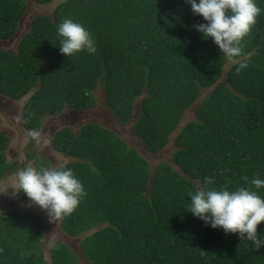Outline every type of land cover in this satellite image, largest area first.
Instances as JSON below:
<instances>
[{"label":"trees","instance_id":"obj_1","mask_svg":"<svg viewBox=\"0 0 264 264\" xmlns=\"http://www.w3.org/2000/svg\"><path fill=\"white\" fill-rule=\"evenodd\" d=\"M46 5L55 0H33ZM264 9V0H257ZM29 0H0V40L10 41L26 19ZM71 18L92 34L96 52L71 57L60 53L56 26ZM17 50L0 49V93L12 100L28 97L23 126L40 129L47 116L66 109L88 111L104 103L121 124L130 123L149 152L169 144L186 111L211 89L176 137L169 163L152 173L150 163L112 130L94 122L78 133L58 131L53 147L74 158L71 168L86 195L74 212L62 216L61 229L80 242L90 264H264L256 249L238 234L211 228L187 212L189 193L204 177L230 190L264 179V11L242 42L248 67L222 56L195 25L206 23L185 0H63L52 15L32 16ZM139 101V102H138ZM9 139L0 134V180L13 174ZM37 167L50 163L29 153ZM247 177V180L244 179ZM21 199L27 197L21 193ZM15 205V204H14ZM45 221L33 210L14 207L0 214V264H40L35 256ZM264 237V222L257 227ZM53 264H80L69 246L52 250Z\"/></svg>","mask_w":264,"mask_h":264},{"label":"clouds","instance_id":"obj_2","mask_svg":"<svg viewBox=\"0 0 264 264\" xmlns=\"http://www.w3.org/2000/svg\"><path fill=\"white\" fill-rule=\"evenodd\" d=\"M192 12L206 23L196 24L195 29L204 39H211L222 56L237 63L236 71L248 67L242 51V42L251 32L264 9L257 0H185ZM59 51L66 57L79 52H96L92 34L83 24L64 18L56 26ZM28 136L36 144H47L40 129H29ZM247 180V177H244ZM251 185L264 188V179L254 177ZM13 195L23 193L31 204L47 212L50 219L68 216L78 207L86 195L82 182L68 167L51 165L34 166L28 161L15 173ZM187 212L211 228H221L225 233L238 234L242 240L251 242L256 249L264 247V237L258 235L257 227L264 222V196L248 187L214 186V178L204 177L203 184L189 193Z\"/></svg>","mask_w":264,"mask_h":264},{"label":"rangeland","instance_id":"obj_3","mask_svg":"<svg viewBox=\"0 0 264 264\" xmlns=\"http://www.w3.org/2000/svg\"><path fill=\"white\" fill-rule=\"evenodd\" d=\"M63 0H55L54 2L46 5H39L33 0H29V10L26 19L20 24L19 33L10 41L0 40V49H10L12 51L17 50V43L20 36L29 28V21L32 16L38 14L52 15L57 5ZM232 62H228L224 72L223 78L219 81L218 85L226 84V74ZM205 89L202 91L198 101L186 111L179 128L171 136L168 146L160 153L153 154L148 151L144 142L138 137L134 130L135 118L139 113L138 109L134 119L128 124H121L118 122L110 112L107 105L104 103V90L102 86L95 92L98 103L97 105L88 111H75L72 109H66L61 115L52 117L47 116L40 130L44 134V138L48 140L47 144H36L28 136V131L22 122L23 109L28 97L17 101L5 99L3 103H6L3 107V111H0V134H5L9 139V146L6 149V157L9 163L13 162L17 164V168L13 174L5 172L0 180V214L9 213L14 210V207H21L31 209L37 216H40L46 224V230L44 233L43 241L40 246V250L33 253L35 256H41L42 260L40 264H53L52 250L57 249L61 244H65L70 247L73 253L78 258L80 264H90L86 260L84 254L80 248V242L86 235H90L93 231L83 234L82 236L72 239L64 234L61 229V217H54L50 219L47 212L41 210L35 204L26 199H21V193L13 195V188L15 186V173L22 169L28 161H32L35 166V160L29 158V153L35 151L36 158H40L42 161L48 162L51 165L58 167H64L75 159L56 151L53 147L54 134L57 130L65 127L72 128L75 133L80 131V128L89 122L97 123L98 125L112 130L121 137L123 141L128 145L130 149H136L140 156L145 158L151 166L152 173L162 163L171 164L176 170H180L179 167L171 160L172 155L177 150L176 137L180 130L191 121L196 120V110L201 104L203 98L207 96L213 89ZM139 102V101H138ZM15 204V205H14Z\"/></svg>","mask_w":264,"mask_h":264},{"label":"flooded vegetation","instance_id":"obj_4","mask_svg":"<svg viewBox=\"0 0 264 264\" xmlns=\"http://www.w3.org/2000/svg\"><path fill=\"white\" fill-rule=\"evenodd\" d=\"M5 99H10L9 97H7V96H4V95H2L1 93H0V111H3L2 109H3V107H4V105H6V103H3V101L5 100ZM11 100V99H10ZM15 101V100H14ZM4 112V111H3ZM23 115V114H22ZM52 117H54V116H52ZM45 120H46V118H45ZM45 122V121H44ZM82 128V127H81ZM80 128V129H81ZM72 129V128H71ZM61 130V129H60ZM60 130H57L56 132H55V134L58 132V131H60ZM55 134H54V136H55Z\"/></svg>","mask_w":264,"mask_h":264}]
</instances>
